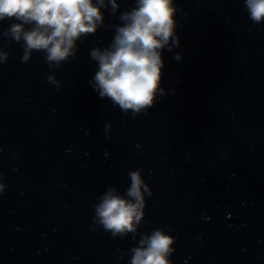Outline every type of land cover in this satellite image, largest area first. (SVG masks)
Segmentation results:
<instances>
[{"label":"clouds","instance_id":"clouds-1","mask_svg":"<svg viewBox=\"0 0 264 264\" xmlns=\"http://www.w3.org/2000/svg\"><path fill=\"white\" fill-rule=\"evenodd\" d=\"M109 2L113 8L118 7L115 0ZM136 4L120 16L124 23L117 27L110 47L94 49L91 57L99 63L94 76L99 96L109 97L124 110L140 112L152 106L159 89L161 50L170 41L176 46L180 41L175 34L177 8L173 0H136ZM246 4L253 21L264 20V0H246ZM102 6L104 0H0V21H21L10 31L17 41L23 36L25 59L31 50H37L45 51L48 61L59 63L73 54L75 42L82 35L95 33L97 25L103 23ZM26 24L33 27L25 31ZM130 175L128 195L136 202L109 193L96 210L104 228L113 235L135 231L143 215L142 181L139 172ZM141 244L147 247L134 249L132 264H170L171 236L155 231Z\"/></svg>","mask_w":264,"mask_h":264}]
</instances>
